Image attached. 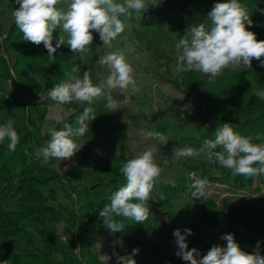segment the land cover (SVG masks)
Listing matches in <instances>:
<instances>
[{
	"label": "trees",
	"instance_id": "1",
	"mask_svg": "<svg viewBox=\"0 0 264 264\" xmlns=\"http://www.w3.org/2000/svg\"><path fill=\"white\" fill-rule=\"evenodd\" d=\"M171 1L167 0V3L170 4ZM179 2L185 10L184 37L197 18L208 21L207 14L214 4L227 0H179ZM239 2L247 8L253 21L251 26L246 27L256 34L258 40H264V0ZM156 16L148 18L145 27L151 33L149 48L153 46L151 39L154 36L158 37L162 30L157 24L163 21V17ZM1 30L0 19V40L5 34L2 43L0 41V106L8 108L22 106L23 113L18 116L19 118H16L15 114H7L0 118V125L9 118L13 121L18 119L19 125L14 128L20 137L15 151L8 150V141L0 144V264H3V261H8V264H57L56 253L61 255V262L77 264L78 260L67 253L52 237L51 225L62 219L66 220L68 230L77 227V237L82 244L81 256L83 254L87 261L95 263L96 258L92 254L90 243L104 234L106 229L99 211L105 204L110 203L111 193L126 183L120 168L133 157L122 154L103 157L98 167L102 176L96 178L92 176L90 170L93 165L91 152L95 151L94 148L84 153L80 161L62 175L54 169H49L47 164H43V158L37 156L36 149L42 147L50 137L48 135L42 137L40 134V124L44 120L47 103L40 102L39 97L47 96L48 91L64 80L72 68L69 63L56 57L58 56L56 53L54 61L48 59V52L43 44L37 46L25 41L15 21L6 32ZM261 60H264V56ZM261 60L253 59L250 68L226 70L211 81L209 76L196 71L182 72L180 81L172 80L174 85L183 90L196 111L201 113L202 120L209 122L200 130L198 136L182 140L181 144L199 149L206 139H214L216 128L222 127L223 123L233 125L235 131L242 136L253 137V143L264 142V99L256 96L257 91H264V67L260 66ZM33 76L37 77L36 81L31 80ZM7 83L8 90L4 89V84ZM95 105L96 102L91 107L94 109ZM83 109L79 108L72 116L62 118L55 128L61 130L64 123L77 127L76 120ZM98 129L97 122L86 134H93ZM163 129V126L158 127V131ZM257 135L261 137L260 140L255 139ZM100 136L106 138L103 133ZM203 163L202 160L191 158L183 161L190 171L202 167ZM212 164L217 173L200 174L198 177L206 178L211 183L227 182L235 189L251 187L255 181L264 184V174L251 177L233 176L230 170L220 166L218 162L213 161ZM54 180L62 185L64 191H68L72 183H75L76 187L84 184V187L77 190L78 206L69 207L57 200L56 193L51 188ZM190 182L193 180L188 176H181L174 182L175 186L166 184L161 179L155 185L157 192L163 194L166 199L159 200L152 192L153 198L149 202L164 209L168 217L166 222L151 224L148 219L143 224H136L135 221L122 216L115 217L124 224L121 231H114L127 248V251L120 252L121 256L131 254L133 249H139L132 257L136 264L149 263L151 255L158 247L145 237L157 229L174 224V213L168 201L182 193ZM261 185L256 186L254 190L259 191ZM11 203H14V206L11 207ZM226 208L227 214L219 213L216 202L211 197H205L200 204V211L184 216L183 224L178 229L182 233L184 229H191L192 233L196 234L207 216L212 217L213 221L219 217L233 222L241 221L247 225L233 231L219 232L212 237V243L225 247L227 241L220 237L231 233L243 251L254 253L257 245L255 232L264 234L263 197L257 194L235 208L230 205ZM259 252L261 256L264 255L260 247ZM162 264L189 262L178 256Z\"/></svg>",
	"mask_w": 264,
	"mask_h": 264
},
{
	"label": "clouds",
	"instance_id": "2",
	"mask_svg": "<svg viewBox=\"0 0 264 264\" xmlns=\"http://www.w3.org/2000/svg\"><path fill=\"white\" fill-rule=\"evenodd\" d=\"M19 5L12 12L16 27L23 34V39L34 45L43 44L47 49L48 58L55 60L54 53L62 45H67L73 53H91L90 45L94 37L91 30L99 34L103 46H110L126 27L125 21L133 12H146L149 6L158 5L157 0H70L67 10L58 8L62 0H16ZM123 16L125 20H121ZM209 21L191 26L187 34L175 44L177 73L196 71L209 76L210 81L220 76L224 69L236 67L250 68L253 59L261 60L264 56V40H258L248 27L253 24L247 8L239 0L215 3L207 14ZM59 28L61 35L53 46V32ZM67 35V39L65 35ZM107 68L106 80L96 85L90 72L83 75H69L61 80L47 93V97L58 105L77 102L87 104L76 120L77 127L64 123L61 130L55 127L47 129L50 139L42 147L36 149L38 157L45 163L50 159L68 160L84 146L78 139L90 131L89 122L96 119L91 105L100 99H106V107L112 111L123 108L132 102V97L141 91L137 86L133 66L127 61L122 51L105 52L97 61ZM264 67V60H261ZM72 73H79L80 67L73 66ZM123 99H117L112 92L117 91ZM256 96L264 99V91H257ZM111 112V111H110ZM58 123L61 121L58 120ZM143 140L164 142L160 132H143L139 134ZM256 140L261 137L257 135ZM20 137L14 128V121L9 118L0 125V144L8 141L9 151H15ZM253 137L242 136L229 123L216 128L214 139H206L199 149L192 147H174L173 160L204 155L209 162L218 164L231 171L233 176L251 177L264 174V142L253 143ZM220 149L217 151L216 149ZM159 149L155 144L146 146L133 158L124 162L120 172L126 183L111 193L110 203L99 211L100 218L106 228L121 231L124 224L115 217H124L143 224L151 216L149 200L155 185L159 182L162 169L156 162ZM195 174H193L194 176ZM166 184L175 186L174 181L166 179ZM208 184L206 178H195L189 185L192 189L191 198H201ZM166 199L161 194L159 200ZM137 201V202H133ZM191 229H175L173 236L178 251L176 255L189 264H264V256L260 255V242L256 251L248 253L241 249L234 235L225 234L220 238L227 241L225 247L214 245L206 255L200 257L196 248L189 250L187 236L192 235ZM77 250V249H76ZM139 249H133L129 255H118L117 264H136L132 258ZM107 261L110 257H106ZM8 264V261H3Z\"/></svg>",
	"mask_w": 264,
	"mask_h": 264
},
{
	"label": "rangeland",
	"instance_id": "3",
	"mask_svg": "<svg viewBox=\"0 0 264 264\" xmlns=\"http://www.w3.org/2000/svg\"><path fill=\"white\" fill-rule=\"evenodd\" d=\"M115 2L123 3V0H115ZM69 3L70 0H62V3L58 4L57 7L66 11ZM157 3L158 5L156 6L150 5L149 9L144 13L141 12L137 14L133 12L131 18L125 21V30L111 42L110 46H103L99 34L96 33L95 30H91L94 37L90 45L91 53L83 54V59L79 54L73 53L67 45H62L57 49L56 54L58 56L56 57L69 63L71 68L73 66L80 67L79 73L71 72L69 75L79 74L82 77L84 71L91 69L90 76L93 83L96 85L103 83L108 74L106 66L97 63L100 56L105 52L122 51L127 61L134 68L137 86L141 91L132 97V102L130 104L115 111L106 107V99L95 101L96 105L93 111L98 117V120L94 119L90 121L89 129L97 122L99 123V129L93 134H85L78 139L77 142L84 144V146L74 157L64 161L50 159L49 162H44L43 164H47L49 169H54L62 175L75 166L84 153H88L90 148H94L95 151L91 152L93 165L90 167V170L93 177H101L102 173L98 167L103 157L111 156L112 154L134 157L146 146L155 144L159 149L156 154V162L162 169L160 179L163 182L166 179L175 182L181 176H188L194 181L195 178H199L198 176L200 174L217 173L212 162L205 159L203 154L198 157L180 158L179 160L172 159V149L174 147H192L181 144V141L198 136L200 130L207 126L209 122L202 120L201 113L196 111L192 103L188 100V97L183 93V90L172 82V80L180 81L182 76V73H177L175 71V44L179 39L183 38V34H185L183 30L185 26L183 24L186 18L185 10L181 5L182 3H180L179 0H172L170 4L167 3V0H157ZM18 7L19 5L16 3V0H0L1 31L6 32L10 24L14 22L12 12ZM156 15L163 17V21L157 24L162 30L158 37L154 36L151 39L153 46L149 48L148 45L151 33L149 30H146L145 27L148 18ZM120 19L125 20L123 16H121ZM199 23H205L207 26L208 21L206 19L197 18L190 27L192 25H198ZM60 35L61 30L59 28L54 30L53 46H55ZM64 35L67 39V35ZM4 36L5 34L2 35V38ZM2 38L0 40L1 43ZM237 68L240 67H236L235 69H224L222 74L226 70L233 71ZM69 75H67L64 80H67ZM36 79L37 77L34 76L31 78L33 81H36ZM4 86V89H9L8 83L4 84ZM117 94L118 90L112 92L115 98L123 99L122 94ZM39 101L45 104L47 103L45 105V117L40 124V134L42 137L48 135L47 129L55 127L58 124V120L66 118L68 115L72 116L79 108L88 106L86 103L80 104L77 102L58 105L47 96H40ZM22 113V106H14L12 108L0 106V118L7 114H15L17 115L16 118H19ZM18 121V119L14 121V127L19 125ZM157 126H163V131H158ZM141 131L160 132L164 135L165 141L160 142L151 139L145 141L139 135ZM102 133L105 135V139L100 136ZM108 137H111V139H108ZM189 158L202 160L204 161V165L198 167L197 170L190 171L183 164V161ZM193 174L195 175L193 176ZM192 183L193 182H190L182 193L174 196L168 201L174 213V224L169 227L157 229L152 234L145 237V239L156 244L158 247L157 251L151 255L148 264H162L178 257L176 255L178 248L175 243L173 232L183 224L184 216H190L200 211V204L204 201L205 197H211L216 202V208L221 214H224V212L227 214V205L235 208L245 200L254 198L257 194H261L264 199V184L261 185L259 181H255L251 187L238 189L231 187L227 182H208L204 190V195L201 198H191L190 193L192 189H190L189 185ZM74 184L75 183H72L68 191H64L62 185L58 183L57 180L51 183V188L54 189L57 200L69 207L79 205V201L77 202V190L78 188L81 189L84 187L83 183L78 185V187L74 186ZM259 185H261L260 190H254V188ZM153 193L155 197L160 196L155 187ZM55 202L57 201H52V203ZM148 204L151 213L149 222L151 224L167 221L168 217L163 208L151 202H148ZM10 206H14V203H11ZM245 225H247V223H242L241 221L233 222L232 220L229 221L220 217L213 221L212 217L207 216L200 230L196 234L187 236L188 247L189 249L196 248L200 252V257H202L214 246L212 243V237L214 235L223 230L233 231L235 229H240ZM76 230L77 227L71 229V231L68 230L65 219L52 224L50 227L53 239L65 248L67 253L78 260L77 264H117V254L120 255V252L127 251L126 246L115 235L114 231L106 228L103 232L104 234L90 243L92 254L96 258V262L91 263L87 261V258L83 256V254L81 256L82 244L77 237ZM255 235L264 253V234L255 232ZM106 257H110V259L107 261ZM55 258L58 261L57 264H68L61 262L60 254L56 253Z\"/></svg>",
	"mask_w": 264,
	"mask_h": 264
}]
</instances>
